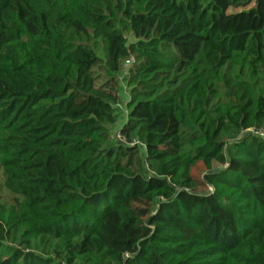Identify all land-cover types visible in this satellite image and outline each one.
Returning a JSON list of instances; mask_svg holds the SVG:
<instances>
[{
    "label": "trees",
    "instance_id": "16d2710c",
    "mask_svg": "<svg viewBox=\"0 0 264 264\" xmlns=\"http://www.w3.org/2000/svg\"><path fill=\"white\" fill-rule=\"evenodd\" d=\"M263 128L264 0H0V264H264Z\"/></svg>",
    "mask_w": 264,
    "mask_h": 264
},
{
    "label": "rangeland",
    "instance_id": "374dc122",
    "mask_svg": "<svg viewBox=\"0 0 264 264\" xmlns=\"http://www.w3.org/2000/svg\"><path fill=\"white\" fill-rule=\"evenodd\" d=\"M126 66H123V68L125 69ZM116 129H115V126L113 127H110L109 129V132H110V135L112 138L115 137V134H116ZM201 169L202 167L200 165H198L194 170H193V174H194V177L197 179V180H200L201 178ZM0 194H1V190H0Z\"/></svg>",
    "mask_w": 264,
    "mask_h": 264
},
{
    "label": "built area",
    "instance_id": "2783aa9c",
    "mask_svg": "<svg viewBox=\"0 0 264 264\" xmlns=\"http://www.w3.org/2000/svg\"><path fill=\"white\" fill-rule=\"evenodd\" d=\"M131 60H125L124 63H123V66H127L128 63L130 62ZM124 73V70H122V74ZM121 78V77H120ZM255 134H257L258 136L260 137H264V128L263 129H260V130H257L254 132Z\"/></svg>",
    "mask_w": 264,
    "mask_h": 264
},
{
    "label": "crops",
    "instance_id": "0c3cea01",
    "mask_svg": "<svg viewBox=\"0 0 264 264\" xmlns=\"http://www.w3.org/2000/svg\"><path fill=\"white\" fill-rule=\"evenodd\" d=\"M120 121H121V119H120ZM117 127H118V125L115 126V129H116V130H117Z\"/></svg>",
    "mask_w": 264,
    "mask_h": 264
}]
</instances>
